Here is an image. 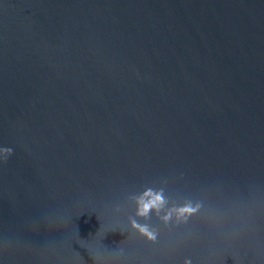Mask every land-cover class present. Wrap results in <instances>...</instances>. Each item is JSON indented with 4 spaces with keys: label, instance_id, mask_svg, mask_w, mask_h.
<instances>
[{
    "label": "water",
    "instance_id": "95a60500",
    "mask_svg": "<svg viewBox=\"0 0 264 264\" xmlns=\"http://www.w3.org/2000/svg\"><path fill=\"white\" fill-rule=\"evenodd\" d=\"M3 147L0 264H264V0H0Z\"/></svg>",
    "mask_w": 264,
    "mask_h": 264
},
{
    "label": "clouds",
    "instance_id": "9594fccd",
    "mask_svg": "<svg viewBox=\"0 0 264 264\" xmlns=\"http://www.w3.org/2000/svg\"><path fill=\"white\" fill-rule=\"evenodd\" d=\"M13 151L11 147L0 148V153H3L5 161L13 154ZM128 199L135 204V214L128 216L131 229L152 243H156L160 238V230L149 223L153 215L165 227H170L173 224L180 225L189 223L190 218L202 214L201 210L203 208L201 201L193 202L192 200L185 199L182 204H178L175 200H171L165 195V189L163 187L159 189L147 187L141 193L130 194ZM115 211L119 213L122 209L120 206H117ZM137 218H142L145 222L141 223ZM131 238L132 236H127L126 240ZM126 240L121 241L119 245L124 244ZM118 251L122 255L124 252L123 247H119ZM95 264H103V262L96 260ZM183 264H193V261L191 258L186 257Z\"/></svg>",
    "mask_w": 264,
    "mask_h": 264
}]
</instances>
